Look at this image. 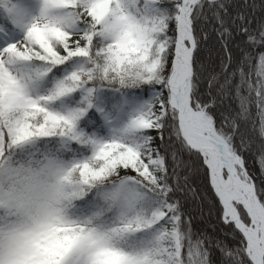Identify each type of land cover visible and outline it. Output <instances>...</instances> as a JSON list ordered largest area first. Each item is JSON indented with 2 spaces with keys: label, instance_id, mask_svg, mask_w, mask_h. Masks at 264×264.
Wrapping results in <instances>:
<instances>
[{
  "label": "snow or ice",
  "instance_id": "1",
  "mask_svg": "<svg viewBox=\"0 0 264 264\" xmlns=\"http://www.w3.org/2000/svg\"><path fill=\"white\" fill-rule=\"evenodd\" d=\"M0 264H264V0H0ZM63 157V158H62Z\"/></svg>",
  "mask_w": 264,
  "mask_h": 264
},
{
  "label": "clouds",
  "instance_id": "2",
  "mask_svg": "<svg viewBox=\"0 0 264 264\" xmlns=\"http://www.w3.org/2000/svg\"><path fill=\"white\" fill-rule=\"evenodd\" d=\"M31 151L17 150L11 170L0 171V197H14L35 206L55 205L61 195L57 171L44 162L42 150L34 155Z\"/></svg>",
  "mask_w": 264,
  "mask_h": 264
}]
</instances>
